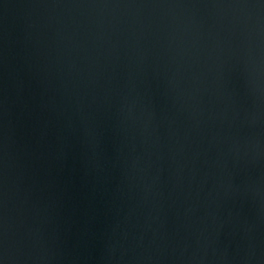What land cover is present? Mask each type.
<instances>
[{
	"label": "water",
	"instance_id": "95a60500",
	"mask_svg": "<svg viewBox=\"0 0 264 264\" xmlns=\"http://www.w3.org/2000/svg\"><path fill=\"white\" fill-rule=\"evenodd\" d=\"M0 264H264V0H0Z\"/></svg>",
	"mask_w": 264,
	"mask_h": 264
}]
</instances>
